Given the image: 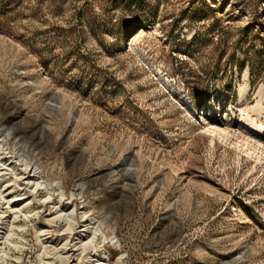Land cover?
Listing matches in <instances>:
<instances>
[{"label": "rangeland", "instance_id": "1", "mask_svg": "<svg viewBox=\"0 0 264 264\" xmlns=\"http://www.w3.org/2000/svg\"><path fill=\"white\" fill-rule=\"evenodd\" d=\"M4 140L1 264H264V0H0Z\"/></svg>", "mask_w": 264, "mask_h": 264}, {"label": "bare ground", "instance_id": "2", "mask_svg": "<svg viewBox=\"0 0 264 264\" xmlns=\"http://www.w3.org/2000/svg\"><path fill=\"white\" fill-rule=\"evenodd\" d=\"M8 149H9V147L7 145V142H6V140H4V142L2 144H0V180L4 179V182H5L4 187L5 188H8V189L14 188V186H12V184H11V181L13 179H14L13 185L14 184L20 185V182H18V176H17L18 174L16 172L17 166H15L18 162L21 165L23 173L27 174L25 177L26 181L24 184V188L29 189V191L33 194L39 186H43V188L45 189V198H44L43 202L47 201L48 199H51V197H52L51 192L53 191V188H52L53 184L56 185L58 188V193H57L58 197L61 198L64 195L63 188H62L60 182L51 183L48 181H44L42 173L38 168L39 167L38 163L34 158L27 157L26 155H24L22 158H18L17 160H14L13 158L10 159L9 158L10 156L7 155L10 153V151ZM8 175H12V176H14V178L13 179L11 178L12 179L11 180V179L7 178ZM7 186H9V187H7ZM11 189H10V191H11ZM23 194H25V192ZM74 194L75 193H72V195H74ZM14 196L15 195L13 194V195H11V198L10 197L8 198V196L6 194H4V190L0 189V205L5 203L8 207V209H10L13 206L12 204H14L13 201H15ZM18 200H20V198ZM19 202H21V201H19ZM5 209L1 208V206H0V224H2L5 220L4 218H5V214L7 212V210H5ZM14 211L15 210H13V212ZM57 214H58V212H57ZM59 217L61 219L63 218L64 221L67 222V226L69 228H71L72 223L74 221L73 220V217H74V211L73 210H71L67 215L59 214ZM83 230L87 231V235H90V238L88 239V241H85L82 244H80V246L84 247L86 244H89V245H91V247H93L95 249L97 246L96 245V236H97V233L100 231L98 228V225H94V222H91V220H89L86 222V224H84ZM40 232H43V231H40ZM11 234H12V228H10V227H8L6 229V231H4L3 233H0V235H2V237H4L5 239L8 238ZM0 239H1V237H0ZM102 239H103V241L109 240L113 244H118L117 239L115 237H108L105 234H102ZM100 252H101L100 254H102V256L100 254H97V257L94 260H95L96 264H106L105 260L108 258V253L105 250H101ZM4 257H5V252L2 248H0V264H1V262L4 261ZM59 261H60L59 262L60 264L63 263L62 258H60ZM116 264H119V262H117Z\"/></svg>", "mask_w": 264, "mask_h": 264}]
</instances>
